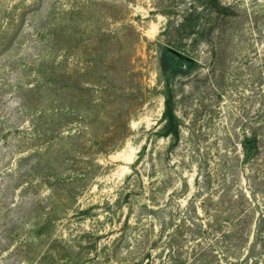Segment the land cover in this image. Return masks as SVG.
<instances>
[{
    "label": "rangeland",
    "instance_id": "1",
    "mask_svg": "<svg viewBox=\"0 0 264 264\" xmlns=\"http://www.w3.org/2000/svg\"><path fill=\"white\" fill-rule=\"evenodd\" d=\"M168 1L0 0V264H194L204 211L244 208L246 243L209 263L264 264V0H221L225 34L175 77Z\"/></svg>",
    "mask_w": 264,
    "mask_h": 264
},
{
    "label": "trees",
    "instance_id": "2",
    "mask_svg": "<svg viewBox=\"0 0 264 264\" xmlns=\"http://www.w3.org/2000/svg\"><path fill=\"white\" fill-rule=\"evenodd\" d=\"M173 1L176 2L177 0H169L166 7L158 9V12L167 19L161 32V35L165 38L160 43L159 58L160 69L167 77L184 75L194 67L196 61L186 54V51L191 52L189 46L194 47L204 42L211 46L212 51L215 50L213 48L215 40L220 39L226 32L219 21L229 19L233 14L232 7L224 4L221 0H189L188 3L184 2V6L180 10L173 7ZM189 39L191 40L190 45L186 46ZM173 51L184 55L187 59H180ZM165 88L162 114L164 121L163 135H171L177 139L179 137L178 120L174 113L173 97L168 82ZM254 132L253 137L243 145L248 152L258 149L259 139L256 131ZM227 203L233 208L235 202L232 196L229 197ZM221 204H224V202ZM213 209L217 210L218 208ZM248 212V209L244 208L242 212L244 214L222 219L216 214L211 215L204 211L207 215L206 222L200 219L203 229L199 230L196 236L203 238L205 247H200V251L194 254V264H210L209 259L214 257V254L218 251L221 254L219 255L223 256L222 260L226 256L232 258L229 253L232 250H238L248 239L249 230L247 229L253 221L252 217L248 216ZM194 225L196 223L193 221L189 222L187 228L192 229ZM196 246H200V243H196ZM229 264H233V262L229 261Z\"/></svg>",
    "mask_w": 264,
    "mask_h": 264
},
{
    "label": "water",
    "instance_id": "3",
    "mask_svg": "<svg viewBox=\"0 0 264 264\" xmlns=\"http://www.w3.org/2000/svg\"><path fill=\"white\" fill-rule=\"evenodd\" d=\"M174 54H176L180 59H187L184 55L176 52V51H173Z\"/></svg>",
    "mask_w": 264,
    "mask_h": 264
}]
</instances>
